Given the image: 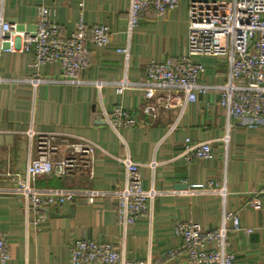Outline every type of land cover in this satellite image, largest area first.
Instances as JSON below:
<instances>
[{
  "label": "crops",
  "instance_id": "1",
  "mask_svg": "<svg viewBox=\"0 0 264 264\" xmlns=\"http://www.w3.org/2000/svg\"><path fill=\"white\" fill-rule=\"evenodd\" d=\"M42 7L50 10L64 36L71 35L83 17L89 32L105 25L112 40L99 47L90 39L89 65L74 83L63 76L59 64L33 67L34 51H0V189L9 191L0 196V232L9 246L8 264H70L77 240L110 243L129 260L186 264L184 254L169 255L182 244L176 225L192 221L205 231H217L225 213L238 215L241 227L253 230L235 231L233 223L228 224L227 248L236 264H264V124L253 127L250 121L229 118L220 105V87L229 79L226 57L189 56V1L163 17L148 12L130 35V0H0V32L2 21L34 30ZM127 47L128 59L119 52ZM183 57L204 65L200 83L210 91L199 94L182 113L179 108L163 111L153 121L143 113L146 64ZM38 78L41 82L35 86L32 80ZM125 80L128 85L118 95L116 89ZM175 90L184 96L182 89ZM120 106L137 116L138 126L116 132L106 124L105 113ZM31 128L37 137L60 134L98 147L90 169L37 179L41 191L78 193L72 202L45 207L39 227L27 224L26 200L9 178L24 175L37 155ZM187 139L211 143L214 159L188 162L183 154ZM127 154L141 167L144 189L156 196L152 217L145 214L124 231L114 193L125 187L121 159ZM63 156L61 150L55 158ZM209 182L215 184L213 192L191 193L192 186ZM223 189L225 195L218 192ZM84 191L104 196L90 204ZM254 198L261 199L262 210L251 207Z\"/></svg>",
  "mask_w": 264,
  "mask_h": 264
},
{
  "label": "built area",
  "instance_id": "2",
  "mask_svg": "<svg viewBox=\"0 0 264 264\" xmlns=\"http://www.w3.org/2000/svg\"><path fill=\"white\" fill-rule=\"evenodd\" d=\"M183 0H130L128 31L140 26L148 12L163 17L176 10ZM189 1V56L226 57L229 64L228 82L220 87V105L226 109L229 118L251 126L264 124V0H187ZM90 39L99 47H106L112 40V32L105 25L96 26L89 32L84 18L81 17L76 30L69 36L61 33L60 26L51 20L48 8L40 9L37 26L30 30L26 25L1 23L0 51L29 52L34 51L32 66L59 64L63 76L70 82H79V74L89 65ZM21 44V45H19ZM127 59L130 48L119 50ZM204 65L193 63L183 57L177 62H149L146 64L145 106L143 113L153 121L159 119L163 111L173 109L183 112L188 103L198 101L199 94H207L210 87L200 83L205 75ZM37 86L41 79H33ZM128 81L120 83L116 89L122 95ZM184 91L181 97L175 90ZM106 124L118 132L121 128L138 126L137 116L116 107L112 114L105 113ZM176 126L171 127L173 131ZM29 137L36 139L37 155L28 164L26 173L10 174L9 178L16 185L15 191L26 200L27 224L39 227L45 216V207L59 206L72 202L78 193L71 189H51L41 191L35 183L42 176L64 178L79 169H90L97 156L98 147L84 140H72L60 134H45L37 137L33 128ZM64 156L55 158L60 151ZM184 157L188 162L193 159L212 160V144H192L186 140ZM125 171V187L114 193L118 199L119 221L124 229L134 225L145 214L153 215L155 192L143 187L141 167L129 154L121 159ZM154 166V165H153ZM215 184L194 185L191 193L213 192ZM9 191L0 189V196ZM225 195L224 189L218 190ZM81 194L92 204L95 198L102 197L95 191ZM264 195V189L261 191ZM254 210H262L260 198L251 201ZM233 230L242 228L239 216L225 213L222 226L217 231H205L198 223L180 222L176 225L175 235L181 240L178 250L169 252L171 257L184 254L186 264H236V257L228 251L227 237ZM9 246L5 235L0 232V264H8ZM151 264L149 261L129 260L110 243L77 240L71 248L70 264Z\"/></svg>",
  "mask_w": 264,
  "mask_h": 264
},
{
  "label": "water",
  "instance_id": "3",
  "mask_svg": "<svg viewBox=\"0 0 264 264\" xmlns=\"http://www.w3.org/2000/svg\"><path fill=\"white\" fill-rule=\"evenodd\" d=\"M203 1H207V0H203ZM101 124H105V122H101ZM180 187H182V186H180Z\"/></svg>",
  "mask_w": 264,
  "mask_h": 264
}]
</instances>
